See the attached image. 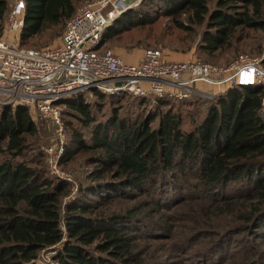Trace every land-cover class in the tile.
<instances>
[{
    "label": "trees",
    "instance_id": "trees-1",
    "mask_svg": "<svg viewBox=\"0 0 264 264\" xmlns=\"http://www.w3.org/2000/svg\"><path fill=\"white\" fill-rule=\"evenodd\" d=\"M83 1L24 0L19 44L29 47L31 38L41 36L52 41ZM9 8V0H0V35ZM183 14L187 23L202 27L199 48L206 56L222 50L231 56L240 50L234 42L249 31L264 32V0H142L103 30L96 49L164 15L183 28ZM86 93L115 105L98 116L102 106L86 101ZM263 93L261 84L233 85L212 101L160 98L148 109V97L126 101V93L113 96L98 89L62 99L65 114L77 123L65 122L70 133L64 160L82 151L92 165L76 196L64 204L68 182L47 173L41 151L36 160L26 153L38 134L28 107L0 105V264H44L39 254L48 249L54 250L55 264H159L156 258L148 262L141 240L171 239L175 226L160 212L184 198L204 204L188 214V232L181 235L211 227L215 240L225 236L217 247L227 252L233 236H246L232 259L256 264L261 251L256 241L264 240ZM195 102L206 104L202 117L184 129L180 107ZM184 184L199 193L182 195ZM153 189L154 199L147 197ZM118 199L133 203L107 208ZM183 236L167 250L188 248L191 242ZM215 245L201 255L212 264L222 256L210 259Z\"/></svg>",
    "mask_w": 264,
    "mask_h": 264
},
{
    "label": "built area",
    "instance_id": "built-area-1",
    "mask_svg": "<svg viewBox=\"0 0 264 264\" xmlns=\"http://www.w3.org/2000/svg\"><path fill=\"white\" fill-rule=\"evenodd\" d=\"M142 0H91L66 21L58 43L23 47L24 0H14L0 35V105H25L48 119L57 142L46 149L49 171L66 179L57 163L64 152L61 100L89 89L111 95L214 100L227 87L264 86V48L258 56L240 54L227 67L200 60H173L159 48L144 50L140 63L124 61L113 50L96 47L103 30ZM260 113L264 117V93ZM67 180H69L67 178Z\"/></svg>",
    "mask_w": 264,
    "mask_h": 264
},
{
    "label": "rangeland",
    "instance_id": "rangeland-1",
    "mask_svg": "<svg viewBox=\"0 0 264 264\" xmlns=\"http://www.w3.org/2000/svg\"><path fill=\"white\" fill-rule=\"evenodd\" d=\"M14 0H9V6H11ZM91 0H85L77 6V9L82 5L86 4V2ZM185 15L183 14L180 18V22L184 25L183 28H177L173 22L169 19L168 16H160L155 18L150 24L137 26L131 28L127 31H124L117 36H113L108 39L104 44L103 48L98 49H109L113 50L116 54H118L124 61L129 63L138 64L142 60V55L145 49L153 47L161 49L168 58H173V60H200L203 62H208L213 65L219 67H227L229 66L240 54H247L249 56H258L261 54L262 49L264 48V32L260 31H249L247 38H244L242 41L236 43L234 42V46H239L240 50L233 53L231 56L229 55V51H220L215 52L212 56H206L199 48L200 45V33L202 27H197L191 25L185 21ZM64 28V27H63ZM185 28H196L195 31L189 33ZM63 32V29L60 31V34L56 36L52 41H49L46 37H33L31 38L25 45L29 47H43V46H50L58 43L59 38ZM264 61V60H263ZM263 66V62H262ZM129 95V94H128ZM116 96V95H113ZM84 98L88 102H97L100 103L102 106V111L96 112L98 116L102 114V112L108 110L110 106L115 105L109 101V99H101V97H96L91 95L90 93H86ZM135 97L129 95V97H125V100L128 99L133 100ZM149 98V97H148ZM158 98H150L149 104L144 106L145 109L150 108L152 104L157 101ZM202 100V99H201ZM204 101H212V100H204ZM197 103V104H195ZM194 104L190 105H182L180 108L183 116L182 128L188 129L192 126V121H197L202 117L206 104L195 102ZM129 104V103H127ZM178 102H175V105ZM65 106L62 107L61 118L64 125V145L69 140V130L65 126V122L68 120H72L74 126H77L76 121L69 118L67 114H65ZM33 117V121L35 122L38 128V134L35 138V143L31 148L26 150L29 158L32 160L37 159L35 156L37 150L42 152L43 158H40L41 162H43L44 168L50 176L59 178L55 176L49 171L48 164H47V157L48 154L46 149L50 146H55L57 142L55 127L48 119H43L39 116H35L31 114ZM264 118V117H263ZM155 122L152 124L154 125ZM65 147V146H64ZM64 154V152H63ZM60 156V159L57 163L58 168H60L61 174L65 176L66 182H68V191L61 197V202L64 204L66 201L72 199L78 193L79 184L84 180L86 173L92 169V165L88 164L87 158L89 153L87 152H78L76 153L72 159L64 160V157ZM30 165H34L33 162H29ZM67 178L69 180H67ZM61 179V178H59ZM182 195L186 193H199L198 190L194 188H188L185 184L182 187ZM150 195L147 197L153 198L156 196L155 190H151L149 193ZM147 197H142L141 199H146ZM184 198V197H183ZM133 201L130 200H123L118 199L115 200L112 204L108 205L107 208L111 209H118L123 208L129 204H132ZM204 204L203 199H198L197 201H189V199L179 200L178 203L172 205L167 209H162L160 213H165L168 218L167 222H171L175 226L172 231V237L169 240L166 239H142L141 246L143 250L146 251V254L150 256L148 258V262L151 263L150 258H156L153 262L159 264H212L211 261L204 260L205 258L202 257V254L208 253L209 246L212 247L215 245V252L213 254H209V257L215 255H222L220 260L217 263L213 264H238L237 259L240 257H235L234 260L232 259L233 252L235 251L236 247L241 246L244 238L246 236H233V242L230 243L229 251H225V248L218 249L219 246L225 244V236L219 237L217 240L213 233L210 231L211 227H203L205 230L209 232L207 235L200 233L203 228H199L197 233L195 234L194 231H191L186 236L181 235L180 232L186 233L188 232L187 229H184V226L188 224L190 218L188 214L193 211H197L198 205ZM110 209V210H111ZM158 216L155 217L157 220ZM155 220V221H156ZM158 221V220H157ZM191 222V221H190ZM238 224V223H237ZM177 234V235H176ZM195 234V235H194ZM201 234V235H199ZM176 235V237H175ZM187 239V242H191L189 247H185L182 251L179 252H172L171 247L167 250V246L170 243H178L182 237ZM192 235L196 237H191ZM157 237L156 235H152ZM178 237V238H177ZM180 237V238H179ZM184 240V239H183ZM230 240V239H229ZM217 241V242H216ZM251 241V239H250ZM257 249H261L259 251V256L255 257L256 264H264V240L258 239L256 241ZM218 246V247H217ZM207 249V250H206ZM206 250V251H205ZM226 252V254H225ZM261 252V253H260ZM54 254V250L48 249L42 251L39 254V261L44 264H55V261L52 259V255ZM215 254V255H214ZM235 254V253H234ZM242 258V257H241ZM214 260V259H213Z\"/></svg>",
    "mask_w": 264,
    "mask_h": 264
},
{
    "label": "crops",
    "instance_id": "crops-1",
    "mask_svg": "<svg viewBox=\"0 0 264 264\" xmlns=\"http://www.w3.org/2000/svg\"><path fill=\"white\" fill-rule=\"evenodd\" d=\"M170 59V58H169ZM171 59H173V58H171ZM175 60V59H174Z\"/></svg>",
    "mask_w": 264,
    "mask_h": 264
}]
</instances>
